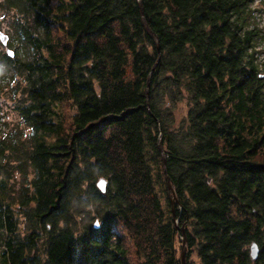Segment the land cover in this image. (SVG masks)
I'll return each mask as SVG.
<instances>
[{"label": "trees", "instance_id": "trees-1", "mask_svg": "<svg viewBox=\"0 0 264 264\" xmlns=\"http://www.w3.org/2000/svg\"><path fill=\"white\" fill-rule=\"evenodd\" d=\"M252 2L0 4L33 46L0 51V79L25 76L11 105L32 130L0 138V264H183V246L185 264H264Z\"/></svg>", "mask_w": 264, "mask_h": 264}, {"label": "rangeland", "instance_id": "rangeland-1", "mask_svg": "<svg viewBox=\"0 0 264 264\" xmlns=\"http://www.w3.org/2000/svg\"><path fill=\"white\" fill-rule=\"evenodd\" d=\"M6 0H0V4H4ZM251 8L254 9L255 20L258 25L264 30V0H253L251 3ZM15 15L12 10H7L4 6L0 5V29L9 36L8 45L5 46L0 42V51L3 53H7V48H11L20 56L22 60L33 59V49L32 45H30L27 40L26 35L23 30H16L14 26ZM258 50H261L257 55V60L262 61L264 59V39L259 40ZM6 60H2L0 58V70L5 68ZM1 76V75H0ZM2 80L0 79V82ZM18 83H26L25 76L16 75L14 81L13 80H5L2 81V90L0 91V138H4L5 135L9 132H17L23 137H28L32 133V130L29 126H27L19 114L13 109L11 103L13 102L14 93H12V87ZM24 87V86H23ZM21 88V90L23 89ZM19 96V94L17 95ZM184 112L183 104H179V107L176 109V118L177 121L180 120L182 114ZM32 172V169H29ZM30 173L29 176H31ZM18 183H20L22 179V175L20 171L17 170L15 173ZM18 218L21 219L19 221V227L22 231L25 230L24 216L18 215Z\"/></svg>", "mask_w": 264, "mask_h": 264}, {"label": "water", "instance_id": "water-1", "mask_svg": "<svg viewBox=\"0 0 264 264\" xmlns=\"http://www.w3.org/2000/svg\"><path fill=\"white\" fill-rule=\"evenodd\" d=\"M140 7H141V10H142L143 22H144L145 28H146L147 32L150 34V36L154 37L153 31L149 27V25H148V23L146 21V18L144 17V10H143V5H142L141 1H140ZM8 40H9V36L0 29V41L2 42V44L7 46ZM157 44H158V50H160L159 42H157ZM7 55L9 57H14L15 56V51L13 49H11V48H7ZM149 81H150V79H149ZM159 146L162 149L161 139L159 140ZM97 186L103 192L106 191V181L104 179H99L98 182H97ZM169 187H171V184H169ZM172 192H173V194H172V198L171 199H172V204H173L174 198H175V192L174 191H172ZM173 211H174V204H173ZM177 221L178 220H176V222ZM95 227L96 228L100 227V224H99L98 220L95 222ZM182 231H183V233L185 235V230L183 228H182ZM184 241H185V236H184ZM258 255H259L258 244L256 242H252L251 245H250V256H251V259L252 260H256ZM181 259H182V263L185 264V246H183L182 251H181Z\"/></svg>", "mask_w": 264, "mask_h": 264}, {"label": "flooded vegetation", "instance_id": "flooded-vegetation-1", "mask_svg": "<svg viewBox=\"0 0 264 264\" xmlns=\"http://www.w3.org/2000/svg\"><path fill=\"white\" fill-rule=\"evenodd\" d=\"M1 42V41H0ZM2 43V42H1ZM8 45V44H7ZM261 50H258V47H257V52H256V56L259 54ZM261 64L262 66L264 67V59L261 61ZM259 76H263L264 78V71L262 73H259Z\"/></svg>", "mask_w": 264, "mask_h": 264}]
</instances>
